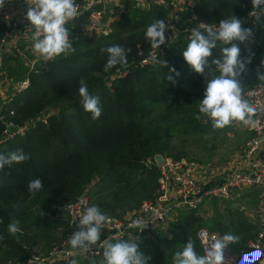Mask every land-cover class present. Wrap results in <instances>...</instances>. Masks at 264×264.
<instances>
[{"label":"trees","instance_id":"obj_1","mask_svg":"<svg viewBox=\"0 0 264 264\" xmlns=\"http://www.w3.org/2000/svg\"><path fill=\"white\" fill-rule=\"evenodd\" d=\"M160 10L167 9L158 5L152 9L127 7L112 21L111 33L102 36L85 34L86 16H80L67 26L75 51L55 58L48 72H33L30 87L7 104V121L17 124L49 108L56 113L47 125L38 124L25 136L0 144V154L22 149L30 156L0 172V264L24 263L34 250H50L58 228L67 226L65 205L86 188L93 205L107 216L118 218L154 197L158 170L147 167L144 161L156 154L166 155L174 131H203L211 123L198 111L206 77L192 70L182 56L195 25L218 24L234 15L241 19L243 27L252 28L254 43L239 44L242 56L248 55L249 47L254 53L242 84L244 93L261 86L255 79V69L264 60V21L257 23L249 16L251 0H195L192 10L184 9L174 19L175 38L166 34L168 44L152 49L145 32L155 21H165ZM5 32L0 13V40ZM117 44L130 49L127 64L105 72V49ZM153 52L167 62L168 68L150 62ZM217 56L219 47L210 59ZM145 59L149 62L143 63ZM14 61L22 60L11 56L5 62L7 65ZM169 68H175L180 75L169 73ZM6 69L10 76L14 75L11 66ZM81 79L87 82L89 93L99 98L102 114L96 120L82 107ZM197 115L201 118L196 119ZM5 128V121L0 119V137ZM36 178L42 181L43 188L32 195L28 184ZM14 219L20 222L21 231L11 235L7 226ZM189 224L186 220L176 227L181 229L179 236L186 242L191 239L201 255L196 234H187ZM242 224H246L243 218L234 220L220 231L221 237L234 231L241 233ZM172 234L173 237L160 233L139 243L140 248L147 247L148 254L155 256L148 264H172L175 252L184 245L178 243L177 231ZM241 240L228 248L244 249L246 238ZM100 259L94 258L97 262Z\"/></svg>","mask_w":264,"mask_h":264},{"label":"built area","instance_id":"obj_2","mask_svg":"<svg viewBox=\"0 0 264 264\" xmlns=\"http://www.w3.org/2000/svg\"><path fill=\"white\" fill-rule=\"evenodd\" d=\"M15 2L16 0H5L4 7L0 9L6 26L5 35L0 40V119H5L6 123V128L0 137V144L18 136H25L38 124L47 125L56 113L55 109L49 108L21 124L7 121V104L30 87L33 72H48L51 62L54 61L53 59L45 62L32 51V40L26 31L28 21L24 18L30 0H22L21 18L15 17ZM130 2L137 7L176 6L175 0H76L80 12L77 18L86 16L83 32L95 36L110 34L112 21L121 16L119 10H125ZM194 3L195 0H185L183 8L192 10ZM109 5L112 6L108 7ZM76 19L69 21L66 26ZM167 24L169 29L174 28L172 22ZM11 56L20 58L26 65L24 73L16 80L6 78V67L10 65H6L5 61ZM145 61L148 60L145 59L143 63H146ZM245 99L256 108V114L253 117L255 125L250 126L252 135L246 143L240 162L235 165H204L192 159L173 158L164 154L147 158L144 161L145 165L149 168L155 166L158 170V190L155 196L144 200L127 218L108 216L109 221L101 229V240L116 242L118 239H138V243H144L146 238H155L161 232L169 235L170 232L164 229L169 227L170 221L181 211H200L201 214H205L209 212L213 204L215 206L217 200H220L222 204L221 201L230 199L236 189L242 190L256 186L260 188L261 205L256 212L260 220V231L248 241L244 249L232 251L227 248L225 264H264V160L255 157V153L264 147V86L246 91ZM10 114L13 115L14 112L11 111ZM158 155L162 157L161 161L157 160ZM92 205L85 190L76 199L66 204L67 226L63 235L60 236L61 239L48 252H33L23 264H54L59 260L69 262L78 254H84L89 258L101 257L103 252L101 247L93 246L94 252L84 253L78 249H72L65 243L72 232L77 230L76 224L81 212L85 207ZM248 218L250 219L249 216ZM137 219L148 222L143 231L130 227ZM218 238H221L218 232L207 227L200 228L197 231V240L201 255L204 254L209 242Z\"/></svg>","mask_w":264,"mask_h":264},{"label":"clouds","instance_id":"obj_3","mask_svg":"<svg viewBox=\"0 0 264 264\" xmlns=\"http://www.w3.org/2000/svg\"><path fill=\"white\" fill-rule=\"evenodd\" d=\"M251 3L252 10L249 16L257 23L264 21V0H251ZM4 4L5 0H0V9ZM79 15V5L76 0H30L24 18L28 21L26 31L32 40L33 53L47 62L74 52L73 39H70L66 25ZM168 31L169 25L162 19L148 26L145 38L150 42L152 49H160L167 43ZM253 36V29L243 27L241 19L234 15L219 20L218 24L199 23L191 29L190 42L183 50L182 56L192 70L206 77V88L203 99L199 100L198 111L209 118L216 129H222L233 121L248 126L255 125L253 117L256 108L245 99L242 84V76L249 73L248 65L252 63L254 53L249 47L248 55L242 56L239 47V44L254 43ZM218 47L219 56L210 59L213 57V50ZM105 51L108 53L104 65L105 72L117 65L127 64V54L130 49L117 44L107 47ZM150 62L168 68L167 62L158 59L155 52L151 55ZM168 70L169 73L174 72L176 76L180 75L175 68ZM208 75L210 79L207 78ZM167 78L173 80L171 75ZM255 79L264 86V60H261L260 65L255 69ZM79 96L84 111L90 113L93 120L98 119L102 114L99 98L89 93L88 84L84 79L79 81ZM200 118V115L196 116V119ZM28 159L30 156L22 149L7 155L0 154V172L5 166L22 163ZM42 188L43 183L39 178L33 179L28 184V191L32 195ZM42 214L43 212L40 215ZM108 221L109 217L98 205L85 207L76 224L77 230L72 232L65 243L72 249L84 253L94 252L93 246L103 248L102 258L98 262L94 259L90 260L89 264H148L151 257L145 256L140 251L138 239H118L116 242L101 240V229ZM19 223L18 220H12L7 226L8 233L15 235L20 232ZM147 223L137 219L130 227L143 231ZM238 240V236L226 233L221 238L210 241L204 254L200 255L195 250L194 242L189 239L181 250L175 252L172 264H225V250ZM70 264H77V260L72 259Z\"/></svg>","mask_w":264,"mask_h":264},{"label":"rangeland","instance_id":"obj_4","mask_svg":"<svg viewBox=\"0 0 264 264\" xmlns=\"http://www.w3.org/2000/svg\"><path fill=\"white\" fill-rule=\"evenodd\" d=\"M7 64L13 68L14 75L10 76L9 72L7 71L6 78H13L14 80L19 79L26 69V65L22 61L17 63L14 61ZM238 123L240 122H232L230 125L222 129H216L213 127V123L211 121L209 127L203 131H174L172 138L170 140V149L169 151H167L166 155L171 156L173 158H177V156H180L179 158L192 159L200 163H203L204 165H211V164L235 165L236 163L241 161L246 143L251 137L250 136L251 131H246L245 130L246 127H242ZM157 190H158V185L154 192V196ZM85 191L89 193L88 188H86ZM259 193H260V188L256 186L246 187L242 190L236 189L233 195L234 197H232L227 201L226 200L221 201L223 202L224 205H222L220 208L216 206L217 209H215L214 212L209 216L210 222L208 223L207 222L204 223V221H201L200 218L194 217L195 212L191 211V214L193 216L188 215L187 219L192 218L191 220L193 221L194 224H196V226L191 227L189 225V228L187 229V234L189 236H195L196 232L200 228L207 227L208 229L214 232H218L219 235L221 236L220 231H223L222 229L228 228L227 226L231 225V223L234 220H237L240 217L241 218L243 217L244 219V211L248 212L254 210V208L258 206V204L261 202L259 199ZM245 198H247L246 202H244ZM236 201L244 203L245 209L243 210L236 209L234 207V203ZM217 203H220V200H217L215 202V204ZM212 206H214V204ZM137 209L130 211L123 217H119V218L121 219L127 218L130 215H132ZM237 223L238 221H236L235 224ZM219 224L220 226L217 227L214 226ZM65 228L66 227H60V229L58 228V232L56 233V240L54 241L55 244L58 243L59 239H61L60 236L63 235ZM246 228L249 231L248 227ZM164 230L165 231L168 230L169 232H174V233L175 231H177L178 238H180L179 239L180 241L178 243L179 244L187 243L185 240H183L184 239L183 237L179 236L181 229H177L176 227H173V223L167 229ZM162 233L163 232H161V234ZM233 235L238 236L240 241H242L241 239L246 238L245 247L247 246L248 238L246 237L247 236L246 232L242 231L241 233H237L236 231H234ZM171 237H173V234ZM41 245H43V243ZM41 245L39 246V248L41 247ZM140 251L147 257H151L153 259L155 258V256L148 254L147 247L141 248ZM34 252H42V251L34 250ZM18 264H23V262Z\"/></svg>","mask_w":264,"mask_h":264},{"label":"crops","instance_id":"obj_5","mask_svg":"<svg viewBox=\"0 0 264 264\" xmlns=\"http://www.w3.org/2000/svg\"><path fill=\"white\" fill-rule=\"evenodd\" d=\"M184 1L185 0H175L176 6H174V7L165 6L167 10H163V12H162V10H160V13L164 15V19L166 20V24L168 22H172L173 23L174 19L177 18L178 13L180 11L184 10V8H183L184 7ZM21 4H22V0H16V2H15V8H14V14H15V17L16 18H21V11H23V6H21ZM127 6H128V8H131V7L132 8H135V7H137L133 2L128 3ZM145 7L147 9H152L153 5H149V6H145ZM122 11H124V10L123 9L119 10V13L121 14ZM235 122H239V121H235ZM235 124H237V123H235ZM238 124L240 126H242V127H246L245 130L246 131H251V135H252V130H250V126L244 125L242 122H240ZM255 157L264 160V147L262 149H260L257 153H255ZM233 195H232V197H234ZM246 201H247V198L244 199V202H246ZM235 204H240V205H242V210L245 209L244 203L239 202V201H236L234 203V207H235ZM222 205H224V204L223 203L222 204H220V203L215 204V206L211 207V209L209 210V212H207L205 214H201L200 211H192V212H195L194 217H198V218L201 219V221H204V223L205 222L208 223V222H210L209 216L214 212L215 209H217V207L220 208ZM260 205H261V202L258 204V206L256 208H254V210H251V211H248V212L247 211H244V221H245L246 224H242L243 226L241 225V228H242L241 229V232L242 231L243 232H246V234H247L246 237L248 238V241H250L252 238H254L257 235L258 231H260V220L258 219V213H256L257 210H258V208L260 207ZM188 215L193 216L191 214V211H181L178 215H176V216L173 217V219L170 221L169 226L173 223V227H178L179 228L180 225L185 224L186 220H188L190 222L189 225L191 227L196 226V224H194L193 221L191 220L192 218L191 219H187L188 218ZM248 216L250 217V219L248 218ZM253 216H254V219H252ZM204 225H207V224H204ZM246 227H248L249 231L247 230ZM172 233H174V232H170L169 235L170 234L172 235ZM196 237H197V232H196ZM54 244L55 243H52L51 244L52 245L51 246V249L53 248ZM50 250H48V251H50ZM44 251L48 252L47 250H44ZM94 258L95 257L89 258V257H87L84 254H78L77 256L73 257V259L77 260V264L89 263V261L92 260V259H94ZM100 258H102V256ZM97 259H99V258H97ZM54 264H70V261L69 262H66V261L59 260V261H57Z\"/></svg>","mask_w":264,"mask_h":264},{"label":"water","instance_id":"obj_6","mask_svg":"<svg viewBox=\"0 0 264 264\" xmlns=\"http://www.w3.org/2000/svg\"><path fill=\"white\" fill-rule=\"evenodd\" d=\"M110 6H112V5H109L108 7H110ZM168 34L171 37V39H174L175 38V31L172 28L169 29ZM4 121H5V119H4ZM157 160L158 161H161L162 160V157L158 155L157 156ZM235 207L237 209H240V210L242 209V205H240V204H235Z\"/></svg>","mask_w":264,"mask_h":264}]
</instances>
